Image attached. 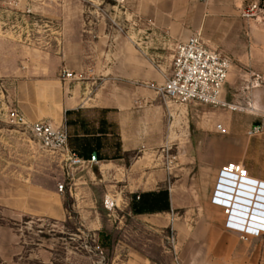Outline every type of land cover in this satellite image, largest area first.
I'll use <instances>...</instances> for the list:
<instances>
[{"label":"rangeland","instance_id":"obj_1","mask_svg":"<svg viewBox=\"0 0 264 264\" xmlns=\"http://www.w3.org/2000/svg\"><path fill=\"white\" fill-rule=\"evenodd\" d=\"M138 1L0 0V264H264V236L245 239L227 231L223 211L208 206L212 157L241 155L252 137L246 133L238 141H229L222 128L215 127L216 138L205 142L216 108L179 105L158 94L167 114L161 123L174 136L156 152L160 183L174 204L168 217L140 218L130 213L131 204L114 208L104 199L101 184L72 196L60 155L42 149L28 132L8 120L18 96L28 97L24 92L28 86L45 79L51 87L33 89L36 96L40 92L59 99V90L73 84L63 81L65 66L69 68L80 55L85 60L87 54L110 53L130 27L132 35L136 32L148 41L142 45L145 50L158 52L159 65L168 64L167 75L180 39L162 30L148 39L145 31H136L149 27L147 16L141 19L134 13ZM254 4L257 8L246 16ZM184 5L182 13L172 15L178 24L174 32L178 35L183 27L192 34L199 31L209 47L231 59L232 67L246 48L242 25L264 23V0H186ZM159 17V22L166 20ZM244 74L237 73L236 87L226 84L227 101L241 99L243 89L251 87L256 74L252 78ZM81 79L85 80L76 82ZM77 119L67 113L69 135L76 130ZM137 156L127 154V165ZM259 167L264 168V163ZM30 184L58 191L64 216L48 217L40 214L35 203L28 205ZM58 184L64 185L61 192ZM219 240L225 241L223 252L216 251Z\"/></svg>","mask_w":264,"mask_h":264},{"label":"crops","instance_id":"obj_2","mask_svg":"<svg viewBox=\"0 0 264 264\" xmlns=\"http://www.w3.org/2000/svg\"><path fill=\"white\" fill-rule=\"evenodd\" d=\"M185 1L139 0L134 13L140 15L141 19L147 16L149 27L135 30L145 31V38L148 39L162 30L167 35L180 39L179 42L185 41L192 33L183 27L177 35L174 31L178 24L172 18V15L183 12ZM159 15L166 20L159 22ZM242 26L245 30L246 48L238 57V64L233 67L231 65L232 72L230 71L226 83L229 88L236 87L237 73H245L248 78L256 74L264 79V23L246 22ZM131 31V27L126 29V37L121 38L117 48H111L110 53L87 54L85 60L80 55L69 68L65 66L74 76L63 81H73V84L65 85L64 89L59 90V99L56 95L47 97L40 92L36 96L33 89L40 91L42 87L52 85V82L39 79L38 83L28 86V91H24L28 97L18 96L15 109L21 111L28 122L44 120L56 125L65 124L67 132L68 126L64 120L67 113L77 116L78 119L73 124L76 130L71 135L68 132L69 148L86 161L92 160V154L96 153V160L77 169L72 177L67 176L71 180L72 196L77 197L78 192L101 184L104 199L114 208L129 207L131 204L134 208H139V212L130 210V213L140 218L159 214L168 217L174 204L172 195L166 192L167 187L160 183L156 152L159 147L171 142L174 136L173 130L161 123V120H166L167 114L158 94L149 86L150 83L162 84L168 64L164 67L159 65L158 52L145 50L142 45L148 41L139 38L136 32L132 35ZM134 37L138 38L137 41H133ZM172 56L173 54L171 62ZM79 78L85 80L76 82ZM243 90L244 96H240L241 99L231 98L228 102L238 103L244 106V110H213L208 122L209 131L204 133V140L206 142L207 139L216 138V122H220L229 141L242 139L253 126H260L261 131L248 139L241 155L229 154L223 157L217 154L212 157L213 181L209 191L214 188L219 166L229 160L242 163L250 176L264 180V168L259 167L264 163V80L259 86ZM18 92L20 94L19 90ZM54 92L58 94V91ZM134 152L138 156L127 165L126 155ZM26 188V203H30V206L35 203L41 209L40 214L55 218L64 216L61 194L58 191L44 190L31 184ZM159 192L165 194L161 204ZM208 206H212L210 196ZM156 221L159 222L158 219ZM174 226L181 228L178 224ZM224 250L225 241L219 240L216 251Z\"/></svg>","mask_w":264,"mask_h":264},{"label":"built area","instance_id":"obj_3","mask_svg":"<svg viewBox=\"0 0 264 264\" xmlns=\"http://www.w3.org/2000/svg\"><path fill=\"white\" fill-rule=\"evenodd\" d=\"M256 8L254 4L246 16H251ZM231 65V59L209 47L197 31L175 45L170 72L154 90L179 105L197 104L243 111L244 106L228 102L224 97ZM73 76L67 70L62 72L63 79ZM262 80V76L255 75L251 87L259 86ZM8 120L28 132L42 149L58 153L68 177L86 163L93 162L82 159L69 148L65 124L56 125L44 120L28 122L17 109L8 111ZM216 127L221 129V125ZM260 131V126H253L247 134L253 136ZM63 189L64 185L58 184V190ZM210 203L223 211L225 229L245 239L264 234V180L250 176L242 163L228 161L219 168Z\"/></svg>","mask_w":264,"mask_h":264},{"label":"trees","instance_id":"obj_4","mask_svg":"<svg viewBox=\"0 0 264 264\" xmlns=\"http://www.w3.org/2000/svg\"><path fill=\"white\" fill-rule=\"evenodd\" d=\"M158 196H159V198H158V199H159V202H160V204H161V202H162V197H165V194L162 193V192H159ZM160 197H161V200H160ZM132 208H133V209H132L133 212H136V213L139 212V208H137V207H136V208L132 207ZM160 210H161V209H160Z\"/></svg>","mask_w":264,"mask_h":264},{"label":"water","instance_id":"obj_5","mask_svg":"<svg viewBox=\"0 0 264 264\" xmlns=\"http://www.w3.org/2000/svg\"><path fill=\"white\" fill-rule=\"evenodd\" d=\"M96 160V153H93L92 154V161H95Z\"/></svg>","mask_w":264,"mask_h":264}]
</instances>
